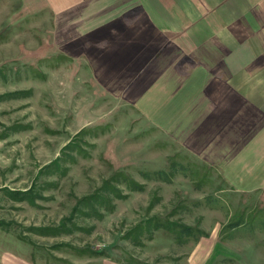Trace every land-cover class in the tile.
<instances>
[{
	"label": "rangeland",
	"instance_id": "obj_1",
	"mask_svg": "<svg viewBox=\"0 0 264 264\" xmlns=\"http://www.w3.org/2000/svg\"><path fill=\"white\" fill-rule=\"evenodd\" d=\"M53 25L43 0H0V264H264V205L103 90Z\"/></svg>",
	"mask_w": 264,
	"mask_h": 264
},
{
	"label": "crops",
	"instance_id": "obj_2",
	"mask_svg": "<svg viewBox=\"0 0 264 264\" xmlns=\"http://www.w3.org/2000/svg\"><path fill=\"white\" fill-rule=\"evenodd\" d=\"M43 3L103 90L264 205V0Z\"/></svg>",
	"mask_w": 264,
	"mask_h": 264
}]
</instances>
